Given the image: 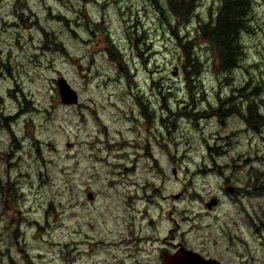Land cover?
Masks as SVG:
<instances>
[{
  "label": "rangeland",
  "instance_id": "1",
  "mask_svg": "<svg viewBox=\"0 0 264 264\" xmlns=\"http://www.w3.org/2000/svg\"><path fill=\"white\" fill-rule=\"evenodd\" d=\"M15 1L0 0V111L13 118L8 125L14 138L0 119V186L15 182L20 199L17 214L4 205L0 191V264H29L18 252L21 241L12 236L10 219L19 217L27 220L18 226L31 264H161L158 250L170 238L222 264H264V192L247 185L255 168L263 173L257 184L264 190V128L247 131L237 117L223 125L166 119L159 91L170 90L168 97L176 99L166 101L173 113L189 102L179 48L149 0H26L35 15L24 9L20 20L12 13ZM214 7L213 0H203L198 15L206 17ZM84 16L102 19L130 68V82L108 62L102 40L83 28ZM198 21L181 35L193 39ZM41 27L56 36L69 58L44 49ZM243 43L241 65L249 75L240 68L225 82L207 67L195 85L197 111L216 106L217 95L223 100L250 75L264 82V33L243 37ZM198 52L207 62L203 44ZM59 77L77 92L76 106L59 102ZM135 96L153 103L149 129ZM261 98L264 112V89ZM162 116L169 129L175 124L170 138L176 148L159 122ZM158 142L170 146L174 169ZM145 154L156 159L160 172ZM197 170L218 174L192 175ZM226 178L238 197L225 192ZM211 198L218 203L209 210ZM48 204L56 220L51 215L45 226ZM148 236L153 240L135 243Z\"/></svg>",
  "mask_w": 264,
  "mask_h": 264
},
{
  "label": "trees",
  "instance_id": "2",
  "mask_svg": "<svg viewBox=\"0 0 264 264\" xmlns=\"http://www.w3.org/2000/svg\"><path fill=\"white\" fill-rule=\"evenodd\" d=\"M215 3L214 8L207 9L206 17H200L198 15V10L203 0H149V4L156 10V14L162 25L166 23V29L169 30L173 39L176 41L177 46L180 51V76L184 82V88L186 96L188 99L187 104L182 107V109L173 111L166 105V101L174 98H169L168 91H159L160 96V110L163 115L167 116V119L173 118L175 122L179 117H188L193 121H210L211 118L216 119L219 123H223L230 118L237 117L246 127L251 131L259 133L264 128V112L261 110V106L257 103H262L261 93L264 89V82L256 75L253 77L250 75L248 79L244 82L242 87H237L231 90V94L228 95L223 100L219 99L217 95L216 106H209L208 111H197L194 104V96L196 93V86L201 79V76L205 73L206 69H211L212 73L216 77H223L225 82H228L229 75L237 69H243L247 75H249L248 68L241 65V62L245 60V46L243 43V37L256 36L257 34L264 33V14L260 16L259 10L264 9V0H213ZM28 9L31 15H35L31 12L28 7L26 0H16L13 5V15H15L19 20L22 19V11ZM199 19L197 27L195 28L196 36L193 39L181 35V30L185 29L189 24L192 23L193 19ZM54 20L63 23L68 27L69 21L63 17H54ZM92 23V24H91ZM89 24V25H88ZM90 24L92 26H90ZM36 25V22H35ZM83 28L89 32L92 39H101L102 44H104V53L107 55V59L111 64L121 72V74L126 78L128 82L131 80L129 76L128 69L125 67V63L120 54L118 46L115 44L111 38L110 32L107 30L106 26L103 24L102 20L99 23L91 22L88 17L84 16V21L82 24ZM90 27H92L90 29ZM41 36L43 38L44 49L48 51H58L61 54L68 56L66 48L62 43L57 41L56 36L52 32L45 31L42 27L40 28ZM136 43V39H135ZM203 44L208 52L209 59L207 62L200 58V53L198 49L200 45ZM141 58V55L139 54ZM256 66V65H255ZM208 67V68H207ZM264 68V66H263ZM161 88V87H159ZM134 102L136 103L141 117L144 119V125L146 128L150 127V122L152 120V102L148 99V102L143 103V99L135 96ZM158 103V102H157ZM181 100L177 101V105L182 104ZM264 103V102H263ZM1 105V98H0ZM190 106L191 109L187 110ZM180 107V106H179ZM190 111V112H187ZM0 119L3 123V128L10 134L11 138L13 135L10 131L8 122L12 121L13 118L5 117L3 112L0 111ZM160 122L164 125L165 132L168 135L169 143L173 145L174 148L177 147L176 142L171 136V132H175V124L171 126V129L165 124L162 117L159 118ZM166 125V126H165ZM14 141V140H13ZM160 148L163 149L169 163L175 168L176 157L170 153V148L166 143L161 144ZM126 145V143H123ZM137 147V145H136ZM107 149H111V145H106ZM210 151V149H208ZM217 154L216 156H218ZM8 153H4V160L8 163ZM150 157L148 154L143 155V157ZM211 159V154L209 155ZM153 167L156 171L160 172V168L157 165L155 159H151ZM213 164H216L212 160ZM254 175V181L247 185L251 189L259 194L263 193L262 185L258 186L257 182L258 176L263 178V173L258 169H252ZM216 173L215 170L209 171ZM204 174L205 172H196ZM220 173V172H219ZM1 194L4 198V205L10 208L13 212L19 213L17 211V202L20 199L19 187L14 183H6L3 187L0 186ZM55 209L52 204H48L46 210L44 211V225L49 224V217L53 215L52 219L56 220V215L54 217ZM27 222L26 218L19 217L16 220L10 219L11 223H15L14 229L12 231V236L15 243L21 241L19 253L22 254V258L26 263L31 264L30 256L22 243L24 241V233L19 230L18 222ZM30 224V223H29ZM37 232H42L41 224L33 223ZM252 227L256 233H259V228L252 223ZM262 232H260V235ZM146 241V238L136 239V242Z\"/></svg>",
  "mask_w": 264,
  "mask_h": 264
},
{
  "label": "water",
  "instance_id": "3",
  "mask_svg": "<svg viewBox=\"0 0 264 264\" xmlns=\"http://www.w3.org/2000/svg\"><path fill=\"white\" fill-rule=\"evenodd\" d=\"M56 86L58 94L60 96L61 102L66 105H73L77 102L76 92L68 85V83L63 79L59 78L56 81ZM226 192L232 194L233 189L231 187L226 188ZM88 199L92 198V195L87 194ZM216 205V200L211 199L207 204V208H211ZM163 264H221L216 260H206L200 255L188 251L184 248L179 249L174 254L163 253L162 254Z\"/></svg>",
  "mask_w": 264,
  "mask_h": 264
},
{
  "label": "flooded vegetation",
  "instance_id": "4",
  "mask_svg": "<svg viewBox=\"0 0 264 264\" xmlns=\"http://www.w3.org/2000/svg\"><path fill=\"white\" fill-rule=\"evenodd\" d=\"M225 184H227V182L225 181ZM235 195H239V190L238 189H235ZM162 250H170V251H175L176 249H178L179 247H186V244H184L183 242H173V241H166L165 239L162 241ZM167 246V247H166ZM187 248V247H186ZM189 249H191L192 247H189ZM187 248V249H188ZM203 258L205 259H209L208 256H205L203 254H201Z\"/></svg>",
  "mask_w": 264,
  "mask_h": 264
}]
</instances>
